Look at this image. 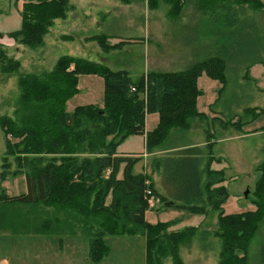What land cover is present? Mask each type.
I'll use <instances>...</instances> for the list:
<instances>
[{"label": "trees", "instance_id": "1", "mask_svg": "<svg viewBox=\"0 0 264 264\" xmlns=\"http://www.w3.org/2000/svg\"><path fill=\"white\" fill-rule=\"evenodd\" d=\"M167 1L172 5L171 13H181L186 0ZM241 1L264 6V0ZM70 8V0H25L22 27L11 35L21 44L39 47L50 26L57 19H65ZM240 28L238 35H242ZM98 38L105 49L123 44L122 40L110 44L106 35ZM216 43V54L187 69L151 71L136 79L126 70H113L106 64L71 55L61 56L45 77L20 76L15 115L0 118L6 145L0 177L3 182L8 176L24 175L27 190L10 196L0 187V233H81L88 239V256L95 263L110 253L107 236L144 235L146 264H183L180 246L199 228L172 229L173 223H148L146 212L152 201L160 198L166 205L183 206L200 214L216 211L219 227L215 233L222 239L217 264H248L250 239L264 219V160L257 167L259 177L252 192L256 208L225 213L226 177L223 169L212 168L219 158L213 155L211 131L206 147L186 144L152 159V169L162 176L163 191L158 190L150 173L135 172L142 154L121 155L117 150L127 136L142 134L147 151L152 152L172 128L188 130L195 117L208 118L197 109L202 91L198 78L206 73L218 79L222 83L220 92L229 81V45L220 39ZM0 68L7 74L20 68V62L1 44ZM81 74L103 76L105 104L65 111L64 104L78 90ZM245 77L250 79L247 70ZM245 112L251 114V122L264 113V107H247ZM150 113H159V122L146 131ZM224 122L239 128L248 123L241 116ZM261 128L264 130V125ZM27 206L30 214L14 212ZM260 256L264 264V244Z\"/></svg>", "mask_w": 264, "mask_h": 264}, {"label": "rangeland", "instance_id": "2", "mask_svg": "<svg viewBox=\"0 0 264 264\" xmlns=\"http://www.w3.org/2000/svg\"><path fill=\"white\" fill-rule=\"evenodd\" d=\"M115 6L122 12L113 13L111 17L89 13L87 18L71 20L72 25L65 22L58 24L55 20L44 37V43L33 48L19 43L11 35L22 27L23 0H0V44L10 57L20 62V68L12 74L4 73L0 68V118L15 115L21 93L19 77H45L63 55L106 64L113 70H125V65L128 68L126 71L136 79L151 71H170L166 65L169 48H174L178 54H184L188 48H192L182 40L184 37H192V44L198 48L203 47L201 51L196 50L204 59L217 53L215 46L220 39L224 45H229L227 85L220 92L222 83L218 79H213L206 73L198 78V86L202 91L197 97V109L206 114L208 119L195 117L188 130L172 128L166 140L152 152L147 151L150 154H146L148 159L142 158V162L134 170L136 173H150L159 190L160 171L152 169V159L168 154V149L181 141V134L189 141L203 142L199 144L206 147L208 131H211V139L214 141L213 155L219 158L213 164L215 168L223 169L226 177L224 184L228 189V196L223 202L225 213L254 210L256 206L252 202V192L259 177L257 167L264 160V130L261 128L264 125V113L248 122L252 116L245 111L247 107H264V6L260 8L254 3L241 0H186L184 8L188 9L187 14H183V11L171 13L172 5L167 0H120L116 1ZM89 21L90 26H87ZM95 21H102V27L95 26ZM172 26L176 30L174 45L170 43L169 28ZM183 26L187 28L186 34ZM240 26L242 35L237 33ZM218 30H223L220 35ZM230 31H236L237 34L232 35ZM101 32L108 33L100 34ZM100 35H106L110 44L118 40H122L123 44L118 48L105 49L98 40ZM146 46L158 48L155 52L152 48L149 49V68L144 67ZM175 66L170 69L184 68L185 65ZM246 70L250 79L245 77ZM77 88L66 100L65 111L72 112L79 106L86 105L104 106L102 75H79ZM214 116H218L215 121ZM239 116L248 122L241 128L237 124L226 125L224 122L229 119L235 121ZM146 117V129H154L159 122V113H150ZM5 148V137L0 125V174ZM117 150L145 152L146 138L142 134L129 135L122 140ZM0 187L10 196L23 193L27 190L25 176H8L3 182L0 177ZM31 211L30 206H27L17 207L14 212L24 216L22 214H30ZM145 217L150 224L173 223L172 229L190 226L199 228L189 241H184L180 246L179 253L183 264L219 262L222 239L215 233L219 227L216 211L210 209L207 213L200 214L183 206L166 205L157 198L148 208ZM52 239L59 248V237ZM64 240L65 244H76L75 240L66 237ZM105 241L110 249L111 264H140L145 254L144 235H109ZM263 244L264 219L250 239L247 248L248 264H262L260 255ZM50 245L49 240L34 232L0 233V255L5 254L6 259L14 256L16 264H40V253L47 251ZM78 247L85 252L81 260L88 261V239L81 237ZM170 261L172 260L168 259Z\"/></svg>", "mask_w": 264, "mask_h": 264}, {"label": "crops", "instance_id": "3", "mask_svg": "<svg viewBox=\"0 0 264 264\" xmlns=\"http://www.w3.org/2000/svg\"><path fill=\"white\" fill-rule=\"evenodd\" d=\"M25 0H23L24 3ZM116 1L120 0H70L71 3V8L70 11L67 14V17L65 19H62L61 21L56 20V22H65L66 24H73V19H76L77 21L80 18H87L89 13H99L100 15L103 14L105 15V17L107 15H109L108 17H111L113 13H121L122 10L119 8H115V4ZM132 3V2H131ZM186 3V1H185ZM185 6V5H184ZM188 10V9H187ZM187 10L184 8L183 9V14H187ZM64 24V23H62ZM90 21L88 22L87 26H90ZM98 24V25H97ZM102 21H95V26L98 27H102ZM184 28V33L186 34L185 30L187 28ZM169 32L171 34L170 36V43L171 45H174L176 43V30L175 27H170L169 28ZM104 34V33H108V32H101L100 34ZM191 39V40H189ZM187 39V37H184L185 43L190 44L192 46V48H188V51H185L184 54L181 53H176V50L174 48H169V59L167 62V66H168V70L170 71H178V70H184L189 68L190 66H192L193 64H195L196 62L202 61L204 58L201 57L198 53V51L196 49H200V51L203 49V47H196L194 44H192L193 42V38H189ZM170 45V44H169ZM146 53L144 54V58L146 61L145 64V68H149V58H148V53H149V49H153V51H157L158 48L156 47H149L146 46ZM124 52V51H122ZM156 54V53H155ZM201 57V58H199ZM208 58V57H207ZM179 64H183L185 65L184 68H172L170 69V67H176L175 65H179ZM122 65H123V61H122ZM123 67L125 68V70L128 68L123 65ZM178 69V70H176ZM162 71V70H160ZM216 117V116H214ZM213 117V118H214ZM147 119V117H146ZM208 119V118H207ZM215 121V119H214ZM158 124V123H157ZM156 127V126H155ZM146 129V127H145ZM151 130V129H150ZM149 129H146V131H150ZM145 136V135H144ZM179 138L181 139V141L174 143L171 147V149H168V153L172 152L174 149H178L180 148V146L189 144V145H198V146H202L199 143H203V142H196V141H189L187 140L186 136L183 134L179 135ZM184 147V146H183ZM119 152V151H118ZM121 155H143V160H145L146 158L148 159L147 155V150L145 152H133V151H126V152H119ZM148 156H150V154H148ZM142 162V161H141ZM152 164V161H151ZM212 168L218 170L217 168L214 167V164H212ZM160 176V181L162 179L161 174H159ZM26 182V181H25ZM27 186V185H26ZM161 186V187H160ZM158 187L160 191H163V187L162 184L160 182V184H158ZM10 195V194H9ZM8 232H12L11 230H5ZM2 233V232H1ZM15 234V232H12ZM41 237L45 238V240H49V242H51V245L49 247V249H47V251L40 253V264H93L90 263V261H86V260H81V258L83 257V255L85 254L84 250L81 251L78 247L79 242H80V238L81 237H85L84 235H82L81 233H75V234H63V235H59V234H41ZM54 237H59V248L57 247L56 243H54ZM64 237L69 238L70 240H75L76 244H65V240ZM53 240V241H52ZM53 242V243H52ZM68 242V241H67ZM70 242V241H69ZM75 247V248H73ZM110 254L109 253L105 259L100 262V263H95V264H111L110 262ZM10 257V256H9ZM89 258V256H88ZM110 259V260H109ZM109 260V261H108ZM17 261L14 260V256H11L10 259H6L5 258V254L0 255V264H16ZM28 264H35V262H29ZM140 264H146V241H145V254L143 255V259L141 260Z\"/></svg>", "mask_w": 264, "mask_h": 264}, {"label": "built area", "instance_id": "4", "mask_svg": "<svg viewBox=\"0 0 264 264\" xmlns=\"http://www.w3.org/2000/svg\"><path fill=\"white\" fill-rule=\"evenodd\" d=\"M146 182L149 183V180H147ZM153 202H154V201H152V203H153ZM151 205H152V204H151Z\"/></svg>", "mask_w": 264, "mask_h": 264}]
</instances>
